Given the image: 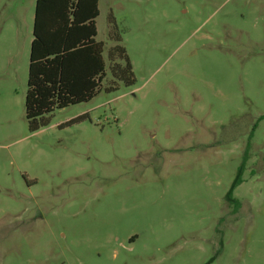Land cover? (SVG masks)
<instances>
[{"label": "rangeland", "instance_id": "rangeland-1", "mask_svg": "<svg viewBox=\"0 0 264 264\" xmlns=\"http://www.w3.org/2000/svg\"><path fill=\"white\" fill-rule=\"evenodd\" d=\"M34 7L0 0V264H264V0H98L135 83L31 133Z\"/></svg>", "mask_w": 264, "mask_h": 264}, {"label": "trees", "instance_id": "trees-1", "mask_svg": "<svg viewBox=\"0 0 264 264\" xmlns=\"http://www.w3.org/2000/svg\"><path fill=\"white\" fill-rule=\"evenodd\" d=\"M97 17L98 0H35L24 99L29 132L47 126L55 110L92 100L101 91L106 67L111 83L105 92L135 83L112 19L108 37L115 45L108 50L106 65L104 44L95 41ZM242 169L243 164L240 173ZM240 182L238 176L234 186ZM227 201L237 203L229 197Z\"/></svg>", "mask_w": 264, "mask_h": 264}]
</instances>
